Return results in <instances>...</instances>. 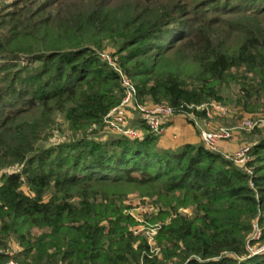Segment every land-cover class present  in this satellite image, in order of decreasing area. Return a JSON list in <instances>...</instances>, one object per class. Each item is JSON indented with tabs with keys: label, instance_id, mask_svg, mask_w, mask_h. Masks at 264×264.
<instances>
[{
	"label": "trees",
	"instance_id": "1",
	"mask_svg": "<svg viewBox=\"0 0 264 264\" xmlns=\"http://www.w3.org/2000/svg\"><path fill=\"white\" fill-rule=\"evenodd\" d=\"M11 7L0 14V264H264L247 250L254 221L264 244V129L252 131L255 190L203 142L161 148L140 119L141 139L103 132L124 98L119 71L138 102L173 118L204 117L195 108L211 101L264 110V0ZM108 47L119 71L100 58ZM59 130L62 142L44 146ZM131 192L165 208L160 258L131 231Z\"/></svg>",
	"mask_w": 264,
	"mask_h": 264
},
{
	"label": "built area",
	"instance_id": "2",
	"mask_svg": "<svg viewBox=\"0 0 264 264\" xmlns=\"http://www.w3.org/2000/svg\"><path fill=\"white\" fill-rule=\"evenodd\" d=\"M100 58L115 68V61L110 55L101 53ZM120 75L122 77V87L125 89L124 98L120 105L110 110L104 118L103 132L105 134L121 135L131 140L141 139L143 133L130 125V121L136 117L145 124L151 133L160 137L165 131L166 124L174 116L172 109L165 104H141L136 100V91L130 81L122 73ZM195 111L203 114L205 120L208 122L205 124L207 128L212 121L225 117L228 114L227 107L217 101L204 103L196 107ZM188 116H194V114ZM256 126L258 124L251 119H243L240 123V129L246 132L254 130ZM207 128L200 131V138L205 147L210 151L216 150L220 143L231 142L234 139V130L225 128L209 130ZM249 152V146H239L230 156L224 158L231 161L248 176L249 187L255 190L253 182L255 172L253 167L249 165ZM260 237L261 228L254 221L252 222V231L247 242L248 257L264 253V244L259 243ZM10 264L15 263L11 262Z\"/></svg>",
	"mask_w": 264,
	"mask_h": 264
},
{
	"label": "rangeland",
	"instance_id": "3",
	"mask_svg": "<svg viewBox=\"0 0 264 264\" xmlns=\"http://www.w3.org/2000/svg\"><path fill=\"white\" fill-rule=\"evenodd\" d=\"M17 0H0V14L2 12H8L12 9V5ZM108 55H112L114 53V49L111 47L106 48L103 52ZM100 53V54H101ZM115 61V60H114ZM115 68L119 71V68L117 64L115 63ZM122 73L121 71H119ZM141 104H151L148 102H143ZM223 104V103H222ZM228 114L225 117L218 118L210 123V126L207 128L205 124L208 122L205 120L204 117H197V116H182L185 118L186 122L190 123L193 132L197 137H200V131L204 129L209 130H217L220 128L230 129L235 131V136L233 141L235 143V148H238L239 146H249L250 148L253 145V142L257 140L255 136L252 135V131L255 129H264V110L259 111L258 113L254 115H249L245 113H241V110L239 108H234L231 106H227ZM138 118H134L131 120L130 125L138 130H140L142 133L144 130H142L138 124H134ZM243 119H251L253 122L258 124L256 128L250 132H246L244 130L240 129V123ZM134 121V122H133ZM55 127L58 125H61V119L56 118L55 119ZM134 124V125H133ZM61 131H65L66 128L61 126ZM60 130L55 131L50 135V137L47 139V142H44V146H53L55 144H59L64 139L62 135H60ZM105 136V135H104ZM202 141H200V144ZM159 144V140H158ZM177 149V148H176ZM213 152H216L218 154H221L223 157H228L232 154L233 151H224L223 149L219 147L214 150ZM250 155V154H249ZM250 160H252V157H249ZM21 169V166L14 165L11 168L7 169V172H18ZM22 192H24L27 195L32 196V193L26 188H22ZM155 198H150L145 195H141L139 192H131L128 194L124 204L129 208L128 214L131 215L135 223L131 227V231L134 235L141 236L146 239L147 244L149 247L155 252V254L160 258V252L157 248L156 244V233L161 225V221H159L160 216V210H165L164 207H161L159 204L154 203ZM180 212L187 216H192V210H180ZM158 218V220H156ZM12 253H15L16 251H20L19 246L12 242L11 244Z\"/></svg>",
	"mask_w": 264,
	"mask_h": 264
},
{
	"label": "crops",
	"instance_id": "4",
	"mask_svg": "<svg viewBox=\"0 0 264 264\" xmlns=\"http://www.w3.org/2000/svg\"><path fill=\"white\" fill-rule=\"evenodd\" d=\"M200 141L201 138L195 135L190 123L186 122L182 116H177L166 124L164 133L159 137V146L164 149L175 150L184 144H198ZM220 148L224 151L236 149L234 142H222Z\"/></svg>",
	"mask_w": 264,
	"mask_h": 264
}]
</instances>
